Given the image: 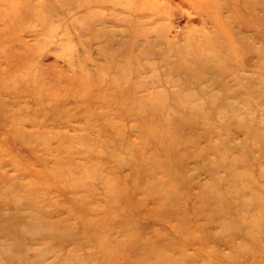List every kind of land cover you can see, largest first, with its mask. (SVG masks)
Masks as SVG:
<instances>
[{"label": "rangeland", "instance_id": "obj_1", "mask_svg": "<svg viewBox=\"0 0 264 264\" xmlns=\"http://www.w3.org/2000/svg\"><path fill=\"white\" fill-rule=\"evenodd\" d=\"M212 173L264 182V0H0V264H127Z\"/></svg>", "mask_w": 264, "mask_h": 264}, {"label": "bare ground", "instance_id": "obj_2", "mask_svg": "<svg viewBox=\"0 0 264 264\" xmlns=\"http://www.w3.org/2000/svg\"><path fill=\"white\" fill-rule=\"evenodd\" d=\"M209 166L218 168L213 162H209ZM148 175L150 177L151 172L148 171ZM259 178L264 181V175L259 174ZM238 180L240 184L248 183L251 188L229 183L231 189L220 190L217 184L223 183L224 179L212 173L203 185L193 184L190 177L182 179L184 197L173 190L158 194L156 199L145 192L143 184L142 208L147 200L155 204L153 208L145 209L147 219L170 223L175 226V231L171 239L161 229L152 234L158 228L139 230V242L127 247L130 252L139 253L138 258L127 264H253L255 260L250 252L242 250L248 242L264 238V182L258 178L240 177ZM205 186L206 190H203ZM30 191L37 189L31 187ZM233 196L236 200H231ZM173 198H177L176 201ZM231 211H237V214L231 221H225V213ZM88 229L95 240L106 241L105 233L110 226L98 224ZM212 229L223 230L224 241L219 237V231ZM232 232L244 237L236 245ZM151 235L155 237L152 240L155 245H151ZM134 237H137L135 233ZM185 237H188L187 241ZM110 247L115 248L113 243ZM227 247H231L232 252L224 253ZM261 251L264 252L262 248Z\"/></svg>", "mask_w": 264, "mask_h": 264}]
</instances>
